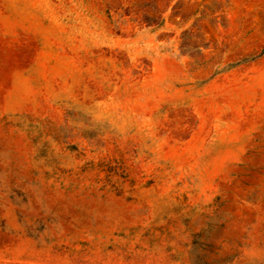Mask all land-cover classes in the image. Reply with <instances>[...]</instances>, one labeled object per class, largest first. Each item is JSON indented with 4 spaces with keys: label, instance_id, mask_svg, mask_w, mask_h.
I'll return each mask as SVG.
<instances>
[{
    "label": "rangeland",
    "instance_id": "374dc122",
    "mask_svg": "<svg viewBox=\"0 0 264 264\" xmlns=\"http://www.w3.org/2000/svg\"><path fill=\"white\" fill-rule=\"evenodd\" d=\"M0 264H264V0H0Z\"/></svg>",
    "mask_w": 264,
    "mask_h": 264
}]
</instances>
